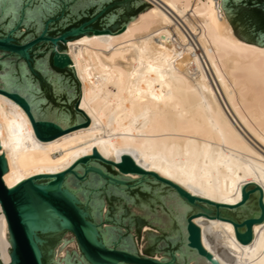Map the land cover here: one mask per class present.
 I'll return each instance as SVG.
<instances>
[{
    "label": "bare ground",
    "instance_id": "obj_1",
    "mask_svg": "<svg viewBox=\"0 0 264 264\" xmlns=\"http://www.w3.org/2000/svg\"><path fill=\"white\" fill-rule=\"evenodd\" d=\"M144 1L151 7L121 30L128 34L124 41L92 49L117 33L68 44L75 71L84 72L78 107L89 118L86 126L40 140L24 110L0 93V108H10L0 114L7 187L37 173L60 172L92 153L70 151L76 140L130 125L124 148L106 143L103 158L120 162L127 154L142 169L214 202L237 203L245 177L264 191V47L233 35L220 0ZM136 126L140 133H134ZM130 135L133 141L141 137L140 148L129 146ZM58 144V160L41 166L45 151ZM29 152L40 157L36 164L23 168L14 162ZM193 222L220 264H264V219L253 224L256 238L246 244L228 221L197 216Z\"/></svg>",
    "mask_w": 264,
    "mask_h": 264
},
{
    "label": "water",
    "instance_id": "obj_2",
    "mask_svg": "<svg viewBox=\"0 0 264 264\" xmlns=\"http://www.w3.org/2000/svg\"><path fill=\"white\" fill-rule=\"evenodd\" d=\"M12 0H0V6ZM0 13V93L26 113L35 136L86 126L67 40L116 35L151 7L144 0H19ZM233 35L264 47V0H220ZM233 27L236 30L234 33ZM90 155L12 187L0 148V264H220L201 243L197 216L228 221L242 244L264 219L262 189L240 185L235 204L214 202L155 170Z\"/></svg>",
    "mask_w": 264,
    "mask_h": 264
},
{
    "label": "rangeland",
    "instance_id": "obj_3",
    "mask_svg": "<svg viewBox=\"0 0 264 264\" xmlns=\"http://www.w3.org/2000/svg\"><path fill=\"white\" fill-rule=\"evenodd\" d=\"M79 38L80 37L74 38L72 40H67V42L65 43L66 53L68 54V56H69V58L71 60V63H72V59H71V54L69 52V46H68V44L69 43H75ZM127 38H128L127 32H124V31H121L120 30L118 32V35L116 37H114V38L109 37V38H107L105 40H100V41H98L96 43V45L92 49H103L105 46H112L116 42H122V41H124ZM72 67H73V63H72ZM73 70H74V75H75L76 79L79 82V90H80V80L84 77V72L83 71H79L78 74H77V72L75 71L74 67H73ZM9 110H10V108H8V107H1L0 108V114H3V113H5L6 111H9ZM131 128L132 127L130 125H125V126H123L124 131L123 132H120V133L113 132V133H110L109 135H107L105 137H101V138H97L96 136H93V135H90V136L85 137V138H81V139L76 140L75 142H73L74 146L72 148H70V151H72V152H79L80 155L81 154H85V153H91L92 152V147L94 146V148L96 147L97 152L99 154H101L102 146L104 144H106V143H109V142L114 143L115 146H116V148H124V146H125V140H124L125 137H124V134L123 133L132 134V132L130 131ZM133 129H134V133L135 134L141 132V129H140L139 126H136ZM131 139H132V136L130 135L129 136V141H128L129 146L132 148L136 144V147L137 148H140L141 137L140 136H136L134 138V141L131 140ZM99 145H101V146H99ZM59 150H62V148H60V144L55 145V146H52L51 149L46 150L45 151V154L42 155L44 157H41L40 158L38 155H36L35 152H29L28 154H25L23 156L15 157L14 158V162L15 163H18L20 167L23 166V168L24 167L30 168V165L32 163L35 162V164H36L39 160H41L40 161V165L41 166H48V165L50 166V165H53L56 160H58L59 157L57 156V152ZM64 163L65 162L60 163L59 164L60 167L59 166L58 167L59 168L65 167V164ZM37 166H38V164H37ZM249 182H254V181L250 177H245L244 179H242V180L239 181V193H240V185L241 184H245V183H249ZM261 189H262V187H261ZM262 193H263V196H264L263 189H262ZM263 201H264V199H263ZM255 238H256V233L253 232L252 239H255Z\"/></svg>",
    "mask_w": 264,
    "mask_h": 264
},
{
    "label": "snow or ice",
    "instance_id": "obj_4",
    "mask_svg": "<svg viewBox=\"0 0 264 264\" xmlns=\"http://www.w3.org/2000/svg\"><path fill=\"white\" fill-rule=\"evenodd\" d=\"M18 7H20L19 0H12L11 3L0 6V13H11L15 16ZM261 43H264V41ZM262 207H264V205H262Z\"/></svg>",
    "mask_w": 264,
    "mask_h": 264
},
{
    "label": "trees",
    "instance_id": "obj_5",
    "mask_svg": "<svg viewBox=\"0 0 264 264\" xmlns=\"http://www.w3.org/2000/svg\"><path fill=\"white\" fill-rule=\"evenodd\" d=\"M233 30H234V33L239 37V35L236 33V30H235V28L233 27Z\"/></svg>",
    "mask_w": 264,
    "mask_h": 264
}]
</instances>
